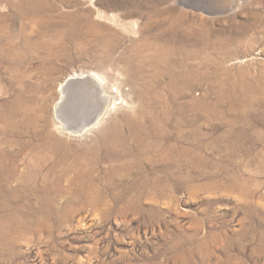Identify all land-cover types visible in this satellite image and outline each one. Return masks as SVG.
<instances>
[{"label":"rangeland","instance_id":"rangeland-1","mask_svg":"<svg viewBox=\"0 0 264 264\" xmlns=\"http://www.w3.org/2000/svg\"><path fill=\"white\" fill-rule=\"evenodd\" d=\"M216 2L0 0V264H264V0Z\"/></svg>","mask_w":264,"mask_h":264},{"label":"bare ground","instance_id":"bare-ground-1","mask_svg":"<svg viewBox=\"0 0 264 264\" xmlns=\"http://www.w3.org/2000/svg\"><path fill=\"white\" fill-rule=\"evenodd\" d=\"M217 1L219 12H224L231 10L238 0ZM60 90L62 98L56 105V112L64 124L62 129L80 135L99 123L106 100L99 81L93 75L70 76L61 84Z\"/></svg>","mask_w":264,"mask_h":264}]
</instances>
